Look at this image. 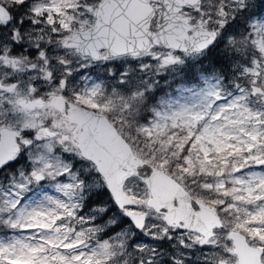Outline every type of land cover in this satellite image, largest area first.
Masks as SVG:
<instances>
[{"label":"snow or ice","instance_id":"obj_1","mask_svg":"<svg viewBox=\"0 0 264 264\" xmlns=\"http://www.w3.org/2000/svg\"><path fill=\"white\" fill-rule=\"evenodd\" d=\"M0 264H264V0H0Z\"/></svg>","mask_w":264,"mask_h":264}]
</instances>
